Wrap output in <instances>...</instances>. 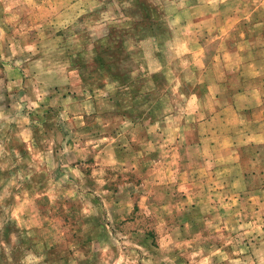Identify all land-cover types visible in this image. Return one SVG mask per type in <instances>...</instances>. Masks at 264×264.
Masks as SVG:
<instances>
[{
  "label": "rangeland",
  "instance_id": "rangeland-1",
  "mask_svg": "<svg viewBox=\"0 0 264 264\" xmlns=\"http://www.w3.org/2000/svg\"><path fill=\"white\" fill-rule=\"evenodd\" d=\"M242 4L0 0V264H264L263 160L167 141Z\"/></svg>",
  "mask_w": 264,
  "mask_h": 264
},
{
  "label": "crops",
  "instance_id": "crops-1",
  "mask_svg": "<svg viewBox=\"0 0 264 264\" xmlns=\"http://www.w3.org/2000/svg\"><path fill=\"white\" fill-rule=\"evenodd\" d=\"M239 6L232 10L231 29L239 25L243 30L238 33L240 38L226 51L227 56H221L218 63L212 61L211 71L201 74L193 83L194 87L187 92L190 99L178 115L177 127L184 128L167 141L180 143L182 152L190 145L198 146L197 154L210 151L211 161L214 151L219 157L217 151L231 146L237 157L242 148L253 164L257 159L263 160L258 164L261 167L264 166V0H243ZM171 115L165 114L162 123L174 121L175 115L173 118Z\"/></svg>",
  "mask_w": 264,
  "mask_h": 264
}]
</instances>
